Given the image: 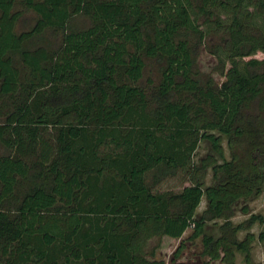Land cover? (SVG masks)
I'll return each mask as SVG.
<instances>
[{
  "label": "trees",
  "instance_id": "obj_1",
  "mask_svg": "<svg viewBox=\"0 0 264 264\" xmlns=\"http://www.w3.org/2000/svg\"><path fill=\"white\" fill-rule=\"evenodd\" d=\"M24 10L33 25L17 31ZM79 16L88 26L71 25ZM211 35L220 84L195 68ZM257 51L264 0H0V264H164L160 238L188 228L211 258L252 264L255 235H237L264 217L231 218L264 189V117L243 120L253 105L264 114V58L245 59ZM223 139L242 140L240 158L225 159ZM202 140L213 154L196 163ZM178 174L190 184L158 188Z\"/></svg>",
  "mask_w": 264,
  "mask_h": 264
},
{
  "label": "rangeland",
  "instance_id": "obj_2",
  "mask_svg": "<svg viewBox=\"0 0 264 264\" xmlns=\"http://www.w3.org/2000/svg\"><path fill=\"white\" fill-rule=\"evenodd\" d=\"M16 8H20V6L17 5ZM251 9L252 8L250 7L248 10ZM253 14V16H256V10L253 12ZM33 20L34 13L24 10L22 17L17 23L16 30L21 31L29 29L33 25ZM261 23L262 22L260 21L258 25ZM88 24L89 21L86 18L80 16L75 17V19L71 23L74 28H83L88 26ZM46 37L52 43H54V41L56 40V35H47ZM219 37L220 35H211L204 39L202 44L196 49L194 55L195 68L200 73V79L203 80L207 76H210L218 84H220L224 80V76H222L221 74L222 66L220 65L217 57L210 53L209 50L215 45H222ZM249 58H257L260 60L264 58V53L261 51H257L255 54L251 55L250 57H246L245 59ZM146 62V69L144 72L145 78H151L155 81V83H157L160 78V70L163 67V63L154 60ZM227 67L228 64H226L225 70L227 69ZM258 115L264 117V114L260 113L259 109L253 105L251 109L244 114L243 120H254ZM243 123L246 124L245 122ZM222 147L225 159L230 160L232 153H234L238 158L241 157L244 143L241 140L233 144L232 146H229L227 144V141L223 139ZM8 153L9 151L2 144H0V155ZM209 154H213L210 144L207 141L202 140L199 142L194 152L193 159L196 163H198L201 158H204ZM218 162H221V160L218 159ZM215 182L216 180L213 177V171L211 167H209L207 168L204 175V187L212 185ZM188 184H190V182L186 179V176L178 174L174 177L164 180L158 186V188L160 190H179L180 188ZM206 207L207 199L205 196H203L201 198L200 205L196 210L197 217H199L203 213ZM233 207L234 214L231 218V221L234 224L243 223L252 214L264 217V189L259 194L253 195L248 199L240 198ZM245 208H247L248 213L244 212ZM221 223V219L207 221L205 226L206 233L211 234L214 238H217L220 235L219 227ZM263 228L264 224L254 223L248 229H244L238 232L237 235L238 239H243L247 231L255 235V240L252 242L250 247L252 264H264V243L258 241L256 238L258 232ZM191 231V228H188L180 238H172L169 236L161 237L159 240V245L155 250L154 258L157 260H163L164 264H227L225 260H223V254L220 250H218V258H211L210 256L204 254L201 237L196 238L193 241L187 239ZM181 240H184V246L181 249L179 255L175 257L174 252L179 246ZM155 242L156 241L154 239L151 243L154 244ZM234 262L235 264H245L243 254L236 251Z\"/></svg>",
  "mask_w": 264,
  "mask_h": 264
}]
</instances>
